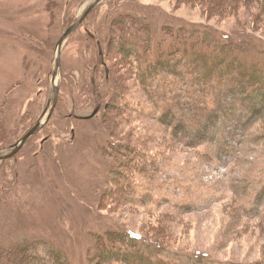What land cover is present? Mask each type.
I'll return each instance as SVG.
<instances>
[{
  "label": "rangeland",
  "instance_id": "1",
  "mask_svg": "<svg viewBox=\"0 0 264 264\" xmlns=\"http://www.w3.org/2000/svg\"><path fill=\"white\" fill-rule=\"evenodd\" d=\"M96 1L0 0V155L49 120L60 43ZM220 5L105 0L72 36L52 122L0 161V264L22 248L37 264H91L112 233L144 258L117 264H264V79L212 78L206 64L202 76L179 39L248 41L242 59L263 74L264 0ZM127 15L154 29L152 54L146 31L129 36L136 62L118 48ZM162 50L179 52L178 72L145 83Z\"/></svg>",
  "mask_w": 264,
  "mask_h": 264
},
{
  "label": "trees",
  "instance_id": "2",
  "mask_svg": "<svg viewBox=\"0 0 264 264\" xmlns=\"http://www.w3.org/2000/svg\"><path fill=\"white\" fill-rule=\"evenodd\" d=\"M207 1V0H204ZM211 3H213L216 6H219L220 4L224 9H231L233 8L234 12H239V6L240 3L243 0H208ZM250 1V0H248ZM252 1V0H251ZM220 5V7H221ZM213 11H217L212 7ZM118 25V31L119 35L122 37V41L120 43L119 49L123 51L127 59H133L134 62H136L134 57H139L141 60L143 57L141 56V53L138 49H136L134 44L129 41V36L135 35L134 29L139 28V31H146L149 34V39L146 42V49L148 54H152L153 50H155V42H154V29L153 25L149 22H147L142 17H138L135 15H127L124 16L122 19H120L117 23ZM142 24V26H140ZM133 28V29H132ZM138 30V29H136ZM170 31L171 34H174V36H177V32L174 30V28L168 27L167 29ZM185 33L182 36H179V39L182 41V44H184L186 48L184 52V58L188 60V63L190 60L192 61V65L199 66V70L201 69L200 73H202V76H204V71L201 67L206 64L208 65V68L212 69V73H210V77L215 78L218 76H222L226 79L229 77H234L236 81L239 80V78L244 77L249 80V83L253 85L254 87H257L262 84L264 81L262 71L260 70L259 66H255L251 70L247 66L246 62L242 59L243 54H248L252 52V46H250L249 42H242L237 43L236 45H224L220 46L215 44V41L212 39V35L210 32H206L204 30H198L197 32H191L193 35V38H197V43L194 45L192 49H190L193 45L192 42L194 39L188 38L189 31H185ZM132 40V38L130 39ZM130 43L132 44L130 46ZM252 45V44H251ZM123 49V50H122ZM210 49V51H208ZM254 50V49H253ZM262 54H264V51L258 50ZM241 56V57H240ZM158 59H155L152 61L151 66H147L146 70H141L142 78L144 77L145 83H149V78H147V74L150 70H152V74L154 76H161L160 74L165 73L167 75L176 74L179 70L180 63L179 61V52L175 51H168V50H162V53L160 56H158ZM185 61H183L184 64ZM241 64L240 71H244V73L238 72L235 70L237 69V64ZM201 65V66H200ZM210 69V70H211ZM199 70H197L199 72ZM253 70V71H252ZM145 71V72H144ZM217 71V72H215ZM251 71V72H247ZM146 74V75H145ZM263 80V81H262ZM130 236V235H128ZM132 237L130 240H133V242L142 241L140 237H136L135 235L131 234ZM118 233H112L107 235L105 238H102L100 241V248L92 260L91 264H117L118 262L128 261H138L141 258L142 254L141 251H132L131 253L128 251H125L124 249L119 248L118 243ZM125 244V242H124ZM29 250H32L31 248L28 250L21 249V252H19L20 255H14V260L12 264H37L39 261L38 257L33 258L32 255H30ZM16 251V250H15ZM24 261V263H22ZM60 263L63 261L58 259ZM48 262L44 261V263L39 264H47ZM66 264V263H64Z\"/></svg>",
  "mask_w": 264,
  "mask_h": 264
},
{
  "label": "water",
  "instance_id": "3",
  "mask_svg": "<svg viewBox=\"0 0 264 264\" xmlns=\"http://www.w3.org/2000/svg\"><path fill=\"white\" fill-rule=\"evenodd\" d=\"M105 2V0H97L90 8L89 10L83 15V17L75 24L73 25L68 33L65 35V37L62 39L60 43V54L58 59V68L56 73V102L55 105L52 103L50 106V110L53 109L52 114L50 115V118L48 121H41L37 127H35L22 141H20L18 144L13 146L14 151L12 153L6 154V155H0V161H8L16 156H18L24 148L28 145V143L37 135H39L53 120L59 105L62 100V84L60 83L61 74L64 69V52L65 47L68 41L74 36L81 28L82 26L88 21V19L91 17V15L98 9L100 5H102Z\"/></svg>",
  "mask_w": 264,
  "mask_h": 264
}]
</instances>
